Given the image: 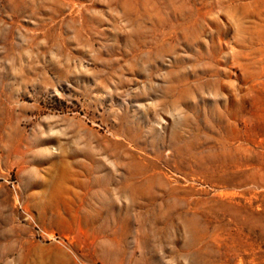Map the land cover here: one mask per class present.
Listing matches in <instances>:
<instances>
[{
	"label": "rangeland",
	"instance_id": "obj_1",
	"mask_svg": "<svg viewBox=\"0 0 264 264\" xmlns=\"http://www.w3.org/2000/svg\"><path fill=\"white\" fill-rule=\"evenodd\" d=\"M0 264H264V0H0Z\"/></svg>",
	"mask_w": 264,
	"mask_h": 264
},
{
	"label": "bare ground",
	"instance_id": "obj_2",
	"mask_svg": "<svg viewBox=\"0 0 264 264\" xmlns=\"http://www.w3.org/2000/svg\"><path fill=\"white\" fill-rule=\"evenodd\" d=\"M127 181H129L130 183H133V182H131V181H133L131 178H130V180H127ZM127 181H126V184H125V186H124V188L123 189H125V190H127V189H130V190H132L133 192H139V194H143V193H145L146 191H147V189H146V187L144 186V184H132V187H129V185H128V183H127ZM99 182V181H98ZM99 184V187L101 188V190L106 194V197H107V199H106V204L107 203H110L111 202V199L109 198V195L112 193V188L109 186V184H107V183H103V184H101L100 182L98 183ZM150 185V184H149ZM148 186V185H147ZM148 187H150V186H148Z\"/></svg>",
	"mask_w": 264,
	"mask_h": 264
}]
</instances>
